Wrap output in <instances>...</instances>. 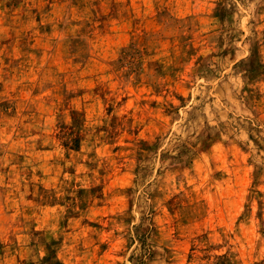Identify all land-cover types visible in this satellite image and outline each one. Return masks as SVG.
I'll list each match as a JSON object with an SVG mask.
<instances>
[{
    "label": "rangeland",
    "instance_id": "374dc122",
    "mask_svg": "<svg viewBox=\"0 0 264 264\" xmlns=\"http://www.w3.org/2000/svg\"><path fill=\"white\" fill-rule=\"evenodd\" d=\"M0 264H264V0H0Z\"/></svg>",
    "mask_w": 264,
    "mask_h": 264
}]
</instances>
